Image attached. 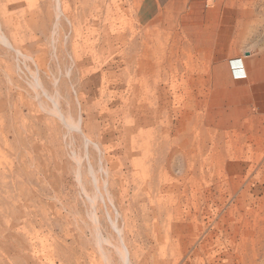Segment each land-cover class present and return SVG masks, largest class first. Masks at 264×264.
<instances>
[{"label":"rangeland","instance_id":"rangeland-1","mask_svg":"<svg viewBox=\"0 0 264 264\" xmlns=\"http://www.w3.org/2000/svg\"><path fill=\"white\" fill-rule=\"evenodd\" d=\"M53 1L0 0V264H125L121 247L130 264H264V117L238 87L248 81L245 69L264 76V44H237L218 61L214 28L193 9H141L143 0ZM224 3L246 13L240 29L252 41H264V0ZM140 59L157 70L142 76L166 99L169 123L183 124L178 138L189 165L182 152L161 173L173 188L160 202L186 190L182 229L170 213L148 209L134 165L142 151L131 150L126 135L133 118L124 103L131 80L144 78L134 67ZM57 109L69 125L79 122V135Z\"/></svg>","mask_w":264,"mask_h":264},{"label":"bare ground","instance_id":"bare-ground-1","mask_svg":"<svg viewBox=\"0 0 264 264\" xmlns=\"http://www.w3.org/2000/svg\"><path fill=\"white\" fill-rule=\"evenodd\" d=\"M55 1V0H54ZM53 1V2H54ZM57 1V0H56ZM56 6V11L58 10V5H55ZM54 6V7H55ZM62 8V7H61ZM55 11V10H54ZM60 12H58L59 14ZM3 17V15H2ZM1 17V18H2ZM71 17V16H70ZM16 18V17H15ZM65 18V17H63ZM68 18V17H67ZM20 19V18H19ZM41 19V18H40ZM9 20V19H8ZM13 20V19H12ZM46 20V19H45ZM43 21V20H42ZM68 22V21H67ZM66 22V23H67ZM69 23V22H68ZM67 23V24H68ZM71 23V22H70ZM87 23V22H85ZM11 24V23H10ZM2 25V24H1ZM75 26V25H74ZM4 29V28H3ZM72 29V28H71ZM84 30V29H83ZM25 31V30H24ZM27 31V29H26ZM20 32V31H19ZM11 33V32H10ZM16 33V32H15ZM18 33V32H17ZM69 33V32H68ZM4 34V33H3ZM105 34V33H104ZM73 35V34H72ZM6 36V35H5ZM3 37V36H1ZM11 37V36H10ZM17 37V36H16ZM68 37V35L66 36ZM4 38V37H3ZM3 38H0V40L2 39L3 41ZM29 38V37H27ZM90 38V37H89ZM108 38V37H107ZM9 36H8V40H9ZM20 39V38H19ZM22 39V38H21ZM63 39H66L65 36ZM33 40V39H32ZM67 40V39H66ZM65 40V41H66ZM70 42H71V38L69 39ZM102 40V38H101ZM1 41V42H2ZM6 39H4V44L7 42H5ZM54 42V41H53ZM52 42V44H53ZM61 42V41H60ZM64 42V40H63ZM9 44V43H8ZM71 44V43H70ZM7 45V43H6ZM14 45V44H13ZM134 45V44H133ZM8 47V45H7ZM10 47V46H9ZM7 48L8 50L10 48ZM29 47V46H28ZM66 47V46H65ZM70 47V46H69ZM81 47V46H80ZM64 48V47H63ZM30 49V48H29ZM147 49V47H146ZM149 50V48H148ZM148 50H145V52H147ZM12 51V50H11ZM30 51V50H29ZM95 51V50H94ZM98 52V51H97ZM143 50V54H145L144 57H146V54ZM149 52H151L149 50ZM148 52V53H149ZM13 53V52H11ZM17 52H15L16 54ZM18 54V53H17ZM16 54V55H17ZM26 54V53H25ZM33 54V53H32ZM37 54V53H36ZM55 53H53L54 55ZM82 54V53H81ZM9 55V54H8ZM19 55V54H18ZM52 55V56H53ZM126 55V54H125ZM141 55V54H140ZM139 55V56H140ZM23 56V55H22ZM32 56V55H31ZM55 56V55H54ZM21 57V56H20ZM24 57V56H23ZM23 57H21V59L23 60ZM58 57V56H57ZM73 57V56H72ZM143 57V56H142ZM141 57V58H142ZM148 59H149V56H147ZM146 57V58H147ZM53 58V57H52ZM146 58H143V59H146ZM20 59V60H21ZM27 58H25L26 60ZM58 59V58H57ZM17 60V59H16ZM19 60V59H18ZM56 61V60H55ZM58 61V60H57ZM120 61V60H119ZM26 62V61H24ZM30 62V61H29ZM18 63V62H17ZM73 64V63H72ZM86 64V62H85ZM19 65V64H18ZM34 65V64H33ZM132 64H129L128 66H131ZM137 65V66H135ZM135 69H137L138 73L142 76V75H145V73H152V72H155L156 73V68L154 65H152L150 62H146L144 60H141L138 61V62H135ZM17 66V65H15ZM28 67V66H27ZM59 67V66H58ZM18 68V66H17ZM57 68V67H56ZM34 69V68H33ZM75 69V68H74ZM79 69V68H78ZM59 70V69H58ZM77 70V69H76ZM31 71V70H30ZM42 71V70H41ZM78 71V70H77ZM83 71V70H82ZM136 72V73H137ZM20 74V73H19ZM151 75H154V73H152ZM20 77V76H19ZM115 77V76H114ZM134 77V76H132ZM144 78H141L139 80V78L136 80V78L132 79L131 80V83H130V87L131 89L129 90L130 92V95L128 97V99H126L124 105L126 106V111L127 114L133 118V123L131 125V127L129 128V130L127 131L126 135L128 136L129 134L132 135L131 136V140H132V144L133 146L131 147V150H134L135 148L138 149V152H141L142 151V154H141V158H139V160L136 162H134V165L137 169L140 170V183H139V187L142 188L144 190V192H147L146 193V200L148 201L150 207L148 209H150V211L155 214V211H160V213H165L167 215H169L170 213V216L174 217V219L178 220L179 222V228L182 229L183 227V223L186 221V218L188 217V211L183 213V210H181L182 207H187L184 202L187 201V196H186V190H177L178 191V197L177 198H174V199H170L169 201H165V204L164 203H161L162 202V199L166 196L169 195L170 193V189L173 188V183H170L168 182V179L170 178H166L165 176H162L161 173L166 170V173H167V166H172L171 163L173 162V160H175V156L176 155H180V153H182L183 151V146L181 145V142H180V139L178 138V136L180 135L179 132H181V123H182V120H177L176 121V124L173 125L172 123H169V109L166 105V99L161 97H156L155 96V91L154 89H156V83L153 82L151 79V77H148L147 76H142ZM24 78V77H22ZM5 79H7L5 77ZM154 80V79H153ZM114 81V80H113ZM115 83V82H114ZM8 84V83H7ZM10 84V83H9ZM86 84V83H85ZM119 84V83H118ZM16 85V84H15ZM35 86L38 87V90L40 91L41 89L39 88V84L37 83L34 84ZM9 86V85H8ZM12 86V85H11ZM13 87V86H12ZM8 88V87H6ZM15 88V87H14ZM35 88V87H34ZM118 88V86H117ZM37 89V88H36ZM159 89H162V88H159ZM158 89V90H159ZM11 90V89H9ZM35 90V89H34ZM38 90L37 93L39 92ZM122 90V89H121ZM35 91V93H36ZM41 91L44 92V89H42ZM40 91V92H41ZM163 91V89H162ZM8 92V90H7ZM27 92V91H26ZM34 92V91H33ZM36 95L34 94V96L36 97V100H37V104H41L39 103L41 100H40V97H39V93ZM42 93V92H41ZM157 93V92H156ZM164 93V96H165V91H163ZM10 94V93H9ZM21 94V93H20ZM43 94V93H42ZM57 94V93H56ZM84 94V93H83ZM55 95V94H54ZM58 95V94H57ZM86 95V94H85ZM84 95V96H85ZM94 95V94H93ZM18 96V95H17ZM21 96V95H20ZM29 96V95H28ZM33 96V95H32ZM55 97V96H54ZM60 96L58 95V98ZM57 98V96H56ZM55 98V99H56ZM86 98V97H85ZM35 99V98H34ZM44 99V98H43ZM23 101V100H22ZM16 102V100H15ZM26 104V103H25ZM46 104V103H45ZM91 104V103H90ZM127 104V105H126ZM23 105V104H22ZM47 105V104H46ZM45 105V106H46ZM67 105V103H66ZM32 106V105H30ZM70 106V105H69ZM27 107V106H26ZM38 107V106H36ZM41 107H43V105L41 104ZM20 108V107H19ZM33 108V107H32ZM39 109H40V106H39ZM43 109V108H41ZM70 109H71V106H70ZM111 110V109H110ZM45 111L48 112V110L46 109ZM60 111L59 109L56 110V114L60 116ZM69 111V110H68ZM71 112V111H70ZM90 112V111H89ZM92 112V111H91ZM69 113V112H68ZM67 113V114H68ZM61 114H63L61 112ZM69 115V114H68ZM67 115V116H68ZM116 116V115H115ZM66 118V116H63ZM60 118L64 121V119L60 116ZM69 118V117H67ZM82 118V117H81ZM117 118V117H116ZM131 118V119H132ZM13 119V118H12ZM16 119V118H15ZM88 119V118H87ZM111 119H113L111 117ZM130 119V120H131ZM16 121V120H15ZM60 121V120H59ZM62 121V122H63ZM68 120L65 119L64 121V125L71 131H76L77 133L76 134H80L81 132V128L79 126V122H73L71 125L68 124L67 122ZM87 121V120H85ZM89 121V120H88ZM83 122H84V119H83ZM131 123V121H130ZM14 124V123H13ZM93 124V123H92ZM112 124V123H111ZM89 127V126H88ZM87 127V128H88ZM107 127V126H106ZM105 127V128H106ZM114 127V126H113ZM13 128V127H12ZM96 128V127H95ZM147 128V129H146ZM183 128V127H182ZM109 129V128H108ZM184 129V128H183ZM96 132V131H95ZM116 132V131H115ZM83 133V132H82ZM85 133V132H84ZM87 133V132H86ZM91 133V132H90ZM182 133V132H181ZM120 134V133H119ZM122 134V133H121ZM84 135V134H83ZM89 136V135H88ZM121 138V137H120ZM82 139H83V142L84 144H90L91 141L88 140V138H86L85 136H82ZM92 139V138H91ZM99 140V139H98ZM101 141V140H100ZM96 144H99L98 142ZM94 146V144L92 145ZM95 148H98V146H94ZM94 148V149H95ZM101 148V147H100ZM101 150V149H100ZM104 150V149H103ZM129 150V149H128ZM120 152V151H119ZM101 153V152H100ZM99 154V153H98ZM102 154V153H101ZM136 154V153H135ZM183 155L185 157V165L186 167H188V159H187V155L185 152H183ZM103 157V156H102ZM123 157V156H121ZM178 157V156H177ZM124 158V157H123ZM182 158V156H181ZM172 159V161H171ZM177 159V158H176ZM126 160V159H125ZM181 160V159H180ZM171 161V162H170ZM101 163V161H100ZM179 163V162H178ZM182 163V162H181ZM128 164V163H127ZM176 165V164H175ZM178 165V164H177ZM176 165V166H177ZM180 165V164H179ZM182 165V164H181ZM174 166V165H173ZM175 167V166H174ZM172 167V168H174ZM13 168V167H12ZM100 168V167H99ZM132 168V167H131ZM177 168V167H176ZM108 169V168H107ZM98 170V169H97ZM12 172V171H11ZM96 172V171H95ZM135 172V170H134ZM169 173V171H168ZM174 173V172H173ZM171 174V173H170ZM171 176V175H170ZM96 178V177H95ZM78 179H79V182L82 184V185H87L88 184V179L85 175L84 172H79L78 173ZM97 181V179H96ZM96 181H95V184H96ZM90 182H93L90 180ZM89 182V183H90ZM99 182V181H97ZM110 182V181H109ZM113 182V181H111ZM129 182V181H128ZM114 183V182H113ZM135 183V182H134ZM94 184V185H95ZM112 184V183H111ZM91 185V184H90ZM99 186V185H98ZM109 186V185H108ZM138 186V185H137ZM136 186V187H137ZM96 187V186H94ZM106 187V186H105ZM121 187V186H120ZM133 187V186H132ZM175 188V187H174ZM111 189V187H110ZM136 190V189H134ZM139 190V189H138ZM137 190V191H138ZM94 191V189H93ZM128 192V191H127ZM92 193V192H91ZM98 193V192H97ZM95 193V194H97ZM113 193V192H112ZM134 193V192H133ZM175 193V192H174ZM94 194V193H93ZM141 194V193H140ZM191 194L194 195V197L196 196V198H193V201H195L197 199V194L193 191ZM94 196V195H93ZM143 196V195H142ZM152 196V198H151ZM100 197V196H99ZM103 197V196H102ZM121 197V196H120ZM110 198V197H109ZM99 199V198H98ZM131 199V198H130ZM129 199V200H130ZM95 197L92 199L91 198V203H90V207H93L94 203L93 201H95ZM102 201V200H101ZM116 201V200H115ZM145 201V200H144ZM90 202V201H89ZM100 202V201H99ZM98 203V202H97ZM110 203L112 204V199L110 198ZM96 204V203H95ZM129 204V203H128ZM135 204V203H134ZM187 204V202H186ZM127 205V204H126ZM192 205H194V213L192 214V221H195L196 220V203L193 202ZM133 207V206H132ZM118 208V207H117ZM10 216V215H9ZM163 217V216H162ZM171 217V218H172ZM11 224V223H10ZM121 224V223H120ZM172 225V223H171ZM89 226V225H88ZM94 226V225H93ZM170 226V225H169ZM90 227V226H89ZM92 227V226H91ZM122 227V226H121ZM173 227V226H172ZM137 228V227H136ZM93 229L92 233L95 234V236H97V238H102L101 240H106L104 239L102 236H100V234L98 235V233L96 232L98 229H96V227H93L91 228ZM90 229V230H91ZM139 229V228H138ZM173 232V231H172ZM184 232V231H183ZM10 233V232H9ZM155 233V232H154ZM180 231H176V233H174L173 237H172V244L170 245L171 247H175V243L177 242V240L180 238ZM11 234V233H10ZM133 234V233H132ZM91 235V234H90ZM107 235V233H106ZM30 236V235H29ZM80 236H81V233H80ZM93 236V235H91ZM90 236V237H91ZM108 236H111V234H109ZM138 236V235H137ZM155 237V236H154ZM27 238V237H26ZM34 238V236H33ZM40 238V237H39ZM123 238V236H122ZM28 239V238H27ZM113 239V238H112ZM110 239V240H112ZM100 241V239H98ZM109 240V239H108ZM107 240V241H108ZM115 240V239H114ZM91 241V240H90ZM95 241V239L93 238L92 239V242ZM106 241V242H107ZM117 241V240H116ZM123 241V239H121V242ZM170 241V240H169ZM174 241H176L174 243ZM21 242V241H20ZM119 242V241H118ZM98 243H102V242H98ZM109 244H112L114 245L113 243H110V241L108 242ZM116 243V242H114ZM120 243V242H119ZM118 243V244H119ZM9 244V243H8ZM22 244H25V243H22ZM29 244V242H28ZM93 244V243H92ZM97 244V241L96 243ZM26 245V244H25ZM31 245V244H30ZM111 247H115V246H112ZM117 245V244H115ZM56 246V245H55ZM54 246V247H55ZM94 246V245H93ZM96 247H99L98 245H95ZM169 244H165L161 250V253L162 252H165V250L168 248ZM29 247V245H28ZM31 247V246H30ZM36 247V245H35ZM95 247V248H96ZM102 247V244L100 246V249ZM117 247V246H116ZM136 247V246H135ZM94 248V249H95ZM119 248V247H118ZM20 249V248H19ZM31 249V248H30ZM38 249V248H37ZM115 249V248H114ZM22 250V249H21ZM32 250V249H31ZM98 250V248L96 249ZM103 250H106V249H103ZM102 250V251H103ZM116 250V249H115ZM120 250V252H119ZM24 251V250H23ZM40 251V250H39ZM101 251V252H102ZM113 251V250H112ZM119 252L120 254H122L124 256V258L126 259V262L125 264H130V260L128 258V254H127V251L125 248H122L121 249H118L116 250V252ZM133 251V250H132ZM100 252V251H99ZM110 252V251H109ZM117 252V253H118ZM105 253V252H104ZM107 253V251H106ZM132 253V252H131ZM22 254V253H21ZM42 254V253H41ZM44 254V253H43ZM167 253H164V255H166ZM105 255V254H104ZM110 256V253L108 254ZM157 255V254H156ZM42 256V255H41ZM44 258V257H43ZM60 258V257H59ZM63 258V257H62ZM25 259V258H24ZM91 259V258H89ZM39 260V259H38ZM42 260V259H41ZM61 260V259H60ZM55 261H58L55 259ZM84 261V260H83ZM105 261V260H104ZM1 262V261H0ZM109 262V261H108ZM130 262V263H129ZM57 263V262H56ZM104 263V262H103ZM134 263V262H133ZM69 264V263H68ZM88 264V262H87Z\"/></svg>","mask_w":264,"mask_h":264},{"label":"crops","instance_id":"crops-1","mask_svg":"<svg viewBox=\"0 0 264 264\" xmlns=\"http://www.w3.org/2000/svg\"><path fill=\"white\" fill-rule=\"evenodd\" d=\"M230 1L232 0H143L141 9H147L150 6L155 10H166L174 5L180 9L195 10L196 16L200 15L207 24L213 26L215 35L212 41V54L218 61H222L228 56L229 49H235L237 44H264L262 40L252 41L249 38V33L240 29V19L247 15L241 12L238 7L224 3ZM203 5L206 9H203ZM261 66L260 63V73ZM239 74L241 75V72ZM242 74L248 75V81L238 87L241 88L253 112L264 117V76L258 77L252 67L245 69Z\"/></svg>","mask_w":264,"mask_h":264}]
</instances>
